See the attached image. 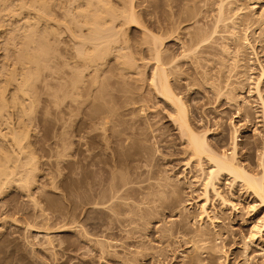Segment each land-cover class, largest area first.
Wrapping results in <instances>:
<instances>
[{"label": "rangeland", "instance_id": "1", "mask_svg": "<svg viewBox=\"0 0 264 264\" xmlns=\"http://www.w3.org/2000/svg\"><path fill=\"white\" fill-rule=\"evenodd\" d=\"M9 1L11 6L19 5L15 4L14 0H12L13 4ZM45 1L50 3L48 5L55 14V16L52 14L51 23H55V19H57L56 22L59 20L61 24L59 29L61 28L62 31L60 29L61 32H58L59 39L55 35L57 37L55 39L58 40L52 41L51 37H54V34L47 32L48 29L44 28L45 21L41 19L44 22L39 24H44L41 28L38 24V31H43L42 36H40V31L35 33H39V36L38 34L37 36L32 35L38 43L42 40L44 42L46 38H49L48 42L51 40L50 48H48L47 41H45L46 46L41 43L43 47H40L41 44L37 45L34 39V44L32 43L29 50L38 54L39 50L41 53L44 51L45 46L48 48V56L44 58L43 54L39 59L41 67L38 68V72L39 70L40 72L35 74L36 80L32 78L33 90L29 88L34 106L29 111V105L32 103L27 99V110L32 112L30 114L28 112V118L25 119V116L23 118L24 122L27 121L29 132L27 141L25 139L23 141L32 144L30 145L33 152L30 153L32 157L26 158L20 154L21 152L16 151L17 156L22 155L20 158L16 157L19 158L18 160L23 158V164L29 161L34 163L35 167L28 164L30 168L32 167L28 175L33 177L31 185L29 184L30 188L26 186L29 189L25 187L22 190L19 186L16 188L15 186L20 183L17 182L15 185V182L13 181V184L11 181L12 184L8 182L9 185H6V183V187H3L4 190L0 192V264H264V222L262 221L264 204L260 203V200L241 180H233L229 174L222 173L218 186L222 196L231 203L224 206L221 199L211 191L206 212H203V215L200 214L203 210L200 209L199 204L205 201L202 198L201 183L205 177L204 173L208 172L212 165L206 157L199 161L197 156L191 154L190 148L187 149L186 136L172 118L176 115L175 110L173 111L174 107L157 97V91L151 84L156 62L152 57L153 53L148 48L151 46L152 35L164 39L173 38L164 42L162 46L165 56L172 53L177 58H175L177 70L174 69L173 72L169 70V79L173 83L171 85L175 93L180 95L189 107L194 128L199 132L208 130V141L219 153L231 155L232 142L235 138L238 144L237 161L241 162L240 164H243L247 170L261 174L263 173L260 161L264 145V112L262 103L254 92V84L261 70L258 61H261L264 67V0H234L229 4L232 5L229 6L230 8L228 0H224V3L227 2L224 4L225 14L223 16L224 18L226 16V21L221 20L220 22L217 20L220 16L219 7L223 0H134L135 18L138 20V23L133 21L134 24L124 22L126 17L124 15L128 13L120 12L123 7L124 9L129 7L127 0L101 1L104 3L111 1L110 3H113L114 7L116 5L115 8L118 9V11L116 9L117 13L115 12L114 18L112 14L110 15L112 19L109 15L105 16L109 18L107 20L112 26L109 23L106 24L108 27L104 28V31L108 33L112 29V34H115L114 37L117 38H115L117 48L125 45L124 50L121 49L124 55L121 57H124L130 64V68L122 72L123 75L118 74L117 71L107 70V68L104 72L106 75L102 74L103 77L111 78L112 76V81L109 84L107 81V86L104 85V88L108 87L106 91L112 92L107 95L113 100L105 99L102 105L106 106L105 103H108L105 107L106 115L112 113L109 117L113 120L111 119L110 122L117 124L116 129L117 126L119 128L117 138L119 139L112 137L110 124H107V126L110 125L108 126L110 130H106L107 133L101 129L100 131L101 127L95 128V126L98 127L97 121L90 123L89 126H84V123L80 125L82 117H86L83 113L86 112L84 109L89 111L91 107L88 109L84 106L79 113H77V108L72 107L74 109L70 110L71 112L80 114L74 113L76 117L73 113L70 114L68 108L63 112L55 108L52 95L58 87L56 85L62 80L57 72L60 69H67L62 68V64L68 61L70 55L76 53L75 47L78 48L80 42L78 39H84L80 33L81 30L84 35L88 33L87 27L81 26L78 22L79 18H76L78 10L75 5L79 0ZM101 2H99L100 6ZM27 3L33 4V0L27 1L26 6ZM11 6V12L18 10L23 15L19 16L17 15L19 13L16 14L15 11L14 15L9 10L8 14L4 12L5 17L0 13V18L5 19L3 26H0V28L3 27L2 30H5L3 32L0 30V67L3 66L4 68L1 69L6 72L10 67L8 71L13 70L12 67L16 63L14 56L16 54L18 59L17 55L21 52L17 47L23 44V37L26 38V35L31 33L27 30L30 29V24L29 26L24 25L25 19L27 21L30 19L29 22L31 21L32 24L33 19L30 17L36 14L35 9L33 13L30 12L32 10L30 5L27 6V8L30 6L29 10L25 7V10L21 12L20 5L15 6L14 10V6L13 8ZM22 11H27V15L30 13L29 19L25 17L26 12ZM10 13L14 15V18L9 15ZM118 13L122 16H118ZM72 17L77 20L76 25L75 21L72 23L74 19ZM228 18L230 20L233 18L237 29L240 30L238 33L243 35L247 30L245 33L251 38L258 59L254 57L251 48L242 50L247 60L243 58L245 57L244 52L242 54L240 51L241 53L238 52L239 55H237L238 48L236 49V44L231 39L232 33L229 31L232 28ZM35 20L37 18L33 20L34 26ZM109 20L113 21V24ZM15 22L17 25L13 24ZM10 23L17 29L22 25L20 29L24 28L26 31L21 32L20 29L16 31ZM67 24L75 33H71ZM214 28L216 32L212 34ZM20 32L23 33L21 38ZM24 33H26L25 36ZM46 33H49L47 36L50 33L52 36L47 37ZM200 34L201 38L209 36L207 43L192 55L185 52L194 40L201 39ZM38 37L46 38H41L39 42ZM74 43H78L77 46H74ZM225 44L228 45L230 53H224L222 50ZM23 47L21 48L25 51ZM110 57L106 67L112 69L116 64V58L115 56ZM70 59L74 60L71 57ZM68 62L70 66L73 65L70 60ZM26 63L23 64L29 66L30 70L37 71L33 60ZM19 65L15 66L16 69L28 68L24 67L25 65L21 68ZM16 71L21 75L23 70L21 74L18 70ZM1 72L3 73V70ZM6 72L4 73L8 75L9 73ZM2 73H0V79L2 75L4 79L2 78L0 82H5L7 77ZM25 73L23 72L22 75ZM33 74L31 72L30 75ZM19 81L22 80L19 79ZM227 84H231L234 92H228L225 87ZM260 88L264 101V77L261 79ZM108 107L113 110L116 108L114 112H107ZM140 107L142 110L139 109ZM4 113L3 117L6 115ZM12 115L15 120L22 117L15 118L19 115L18 113ZM6 117L8 116L4 119L7 121ZM2 119L0 118V127H2L0 130L8 132V137L9 131L12 132L15 128L12 126H10L12 130L5 128L6 121ZM9 120L11 119L9 118L7 122H10ZM15 122L11 124L15 126ZM70 124L72 125L69 126ZM235 126L237 132L234 129ZM77 127L81 128L80 134L74 131ZM120 128H123L122 131ZM84 134L93 136L85 145L83 142L87 136ZM61 145L69 146L66 153L74 154L61 156ZM14 148L15 152L19 147ZM25 151L29 154L30 150ZM118 153H123V155H116ZM202 160L200 168L197 162H202ZM20 162L14 164L19 171H22L26 167L21 163L24 168L20 170V166L17 167ZM25 171L23 172L26 174ZM120 172L125 174L121 179H128L129 183L126 182V187L125 185L122 188L119 187L118 194L108 200L109 203H101L103 200L101 197L105 198L104 195L110 192L112 183H118V180L119 183L122 182L119 176L115 177ZM25 174L22 173L21 176ZM29 176L28 179H30ZM113 177L115 180H112ZM168 181H170L169 184ZM19 182L24 185L22 181ZM126 188H130V191L125 192ZM176 191L179 193H176L177 198ZM112 202L115 205L120 203L117 205L119 208ZM254 224L259 228L253 230ZM200 226L208 229L206 236L209 239L205 236L203 238L205 240L201 238L200 241L197 235ZM47 234L52 239L51 243L47 240L49 238ZM195 247L200 255L195 252ZM196 257H200L199 261Z\"/></svg>", "mask_w": 264, "mask_h": 264}, {"label": "bare ground", "instance_id": "2", "mask_svg": "<svg viewBox=\"0 0 264 264\" xmlns=\"http://www.w3.org/2000/svg\"><path fill=\"white\" fill-rule=\"evenodd\" d=\"M8 1L9 0H0V13L2 14V16L3 15H5L4 14V12H11V10H10V6L11 5H9V3H8ZM12 1V0H11ZM11 1H9V2H11ZM17 1V2H16ZM28 2H30L31 0H27ZM26 1V2H27ZM61 1V0H60ZM101 1H105V0H79V2L78 3H76V10H78V12H76L77 13V15H76V18L78 19L79 18V20H78V22H79V24L82 26H86L87 27V33L88 34H86V35H84V34H82V30H81V35L84 37V39H82V40H79L78 39V41H80L79 42V47L77 48V47H75L77 50H76V53H74L72 56L70 55L69 56V58H68V61L70 60L71 61V64H73V65H69L70 64V62H68V61H64L63 62V64H62V62H59V63H61L62 64V68H67L66 70L65 69H63V70H61L60 69V71H58L59 69H57V73H59V75H60V78L62 79V80H60V78L59 77H56L57 79L59 78V83H58V85H56V86H58L57 88H56V91L53 93V104L55 105V108L57 109V111L59 110V111H62L63 112V110H65L66 108H68L69 109V111L70 110H73L72 109V107H75V108H77L78 109V111H77V109H76V111H77V113H79V112H81L82 111V107H84V106H86V108L88 107V109L91 107V109L88 111L87 109H84V110H86V112L84 111L83 113L85 114V116L86 117H82V119H81V122H80V125H81V123L84 125V126H89V124L90 123H93V122H95L96 123V121H97V123H98V127H96L95 126V128H99V127H101V128H99V130L101 129V130H103L104 131V133L106 132V130H110L111 129V135H112V137H116V139H119V138H117V136H118V126H117V129H116V123L115 122H113V123H115V124H112L110 121H111V119L113 120V118H110L111 116L110 115H112V113L109 115V113H108V115H106L107 113H106V111H105V107L107 106V104L105 103V105L106 106H103L104 104L102 103V101L104 100L105 101V99H109L110 97H108V95H107V93L109 94V93H112V92H107L108 90H107V88L108 87H105L104 88V85L105 86H107L106 85V82L109 84V82L110 81H112V76H111V78L110 77H103V73L105 72V71H107V70H113V71H117V73L119 74V73H124V71L126 72L127 70L126 69H129L130 68V64H128L127 62H126V59L124 58V57H121V56H124L123 55V51H121V49L123 48V46H125V45H123L122 46V48H117L116 47V43H115V41H116V37H114V35L115 34H112L113 32L111 31L112 29H111V24H110V22H108V20H107V18H105V16H110L111 14H112V17L114 18L115 16H116V9L117 8H115L116 7V5H115V7H114V5H113V3H110L111 1H107V3H104V2H101ZM128 1V5H129V7L127 8L126 6V8L127 9H124V7L121 9L122 11H120L121 13L122 12H124V13H128L127 15H124V13H123V15L124 16H126L125 17V19H127V16H128V19L125 21V19H124V22H127L128 24H129V22H133L134 21V23H138V20H136L137 18H135L136 16H135V9H134V7H135V5L133 4L134 3V0H127ZM232 1V2H231ZM14 2H15V4L16 3H18L19 5H20V12H21V10H25V7L27 8V6L28 5H30V6H32L31 8H32V10H30V12H32L33 13V10L35 9V11H34V13L36 12V14H35V16H33V17H35V18H37V20H35V26H34V22H33V20L35 19V18H33L32 16L30 17V16H28L27 15V11H22L23 13H25L26 12V18H28L29 19V17L31 18V19H33L32 20V24H33V26H32V24H31V21L29 22V20L27 21V19H25V24L24 25H26V26H29V24H30V29L28 28H26V26H25V28L29 31V32H31V33H28V35H26L27 37L26 38H24L23 37V33H21V32H24V31H26V30H24V28L23 29H20V26H22V25H20L19 26V28L18 29H20L19 31H21L20 32V38L21 37H23V44H24V41H25V46L26 47H23L24 45L23 44H20L21 46L20 47H17V48H20V53L19 52H17V53H19L17 56H18V59H17V57H16V54H15V58H14V60L16 61V63L19 65V64H21V65H19L21 68H22V65L24 66L25 64H23L24 62L26 63L27 61H31V60H33V62H34V64L36 65V67H34V68H36L35 70H37L36 72L35 71H33V69H29V66H27V65H25L24 67H28V68H25V69H16V67H17V64L15 63V65H14V62H13V67H15V68H13L12 67V69L13 70H11V71H8V70H10L11 69V67H10V69H8L7 70V72L9 73L8 75H6L4 72H6V71H4V69H1L3 66H1L0 67V70L2 71L3 70V73L5 74V77H7V78H5V82H2V84H0V115H1V119L3 118L4 119V117L5 116H8V117H6V119L8 118H10L11 120H9L10 122H7L8 121V119H7V121L5 122V124L4 123H2V124H4V126H5V128H7L8 127V130H9V128H10V130H12V128H15V129H13L12 130V132L11 131H9V133L10 134H12V135H10V134H8L9 136L7 137V133L6 132H1V130H0V137H2V138H0V140H2V142H0L1 144V146H0V192H2V190H4V188L6 187V185H9L8 184V182L10 183V185L13 183L14 184V182H15V185L17 184V182L18 183H20V185L18 184L17 186H15L16 188L19 186V188H25L26 186H28L29 188H30V186H29V184L31 185V181H33L31 178H33V177H30L29 175H28V172L31 170V168L33 167H35V165H34V163L32 164L31 162H27L26 161V164H23V158L22 159H20L22 162H20V160H18L19 158H20V156L22 157V155L23 156H26V158L27 157H32V155H30V153H33L32 152V150L30 149V145H32V144H30V142H25V141H23V139H25L26 141H27V138L29 137V132H28V127H27V125H26V122L27 121H25L24 122V120L26 119V118H28V112L30 111V110H32V106H34L33 105V103H34V100L32 101L31 99V96L32 95H30V93L31 92H29V88H31L32 90H33V88H32V85H31V81H33V80H36V75L40 72V70H39V72H38V68H40L41 66H39V64L41 65V62H40V60L39 59H41V56L44 54V56H42V57H47L48 55H47V52H48V48H50V42H51V40L48 42L47 41V39H49V38H46V37H44V38H46V40L45 41H47V47L48 48H46L45 46H46V42L44 41V42H42L43 40L42 39H44L43 37H38L39 39H38V41L40 42V40H42L40 43H38V42H36L37 41V39H35V35L37 36V34H38V36L42 33L43 34V31L41 30H39L40 31V34L39 33H37V34H35L36 33V31L37 32H39L38 31V29H39V25L42 23V21L45 23H43L44 24V28L46 29H48L47 30V32L49 31V32H51L52 34H54V37L51 35V33H50V35L53 37H51V39H53L52 41H56V40H58L59 39V36H58V32L60 31V29H59V25L61 26V24L59 23V20H58V22H56L57 21V19H55L54 20V22L55 23H51V19H53V16H55V14L51 11V9L52 8H50L49 7V5H50V3H47L48 1H45V0H36V1H34L33 0V4L32 3H27V6H26V2H25V0H14ZM20 2V3H19ZM99 2H101V6H100V4H99ZM106 2V1H105ZM222 2V1H221ZM225 1L223 0V2L221 3V5H220V7H219V17H218V20H217V22H220L221 20H225V18H226V16H225V18L223 17L224 16V7H225V5L224 4H226V3H224ZM234 2V0H228V7L229 6H232V5H229V4H231V3H233ZM61 3H63L64 4V2H61ZM125 3V2H124ZM11 4H13V1H12V3ZM49 4V5H48ZM18 5V6H19ZM13 6H14V8H13ZM13 6H11L12 8H13V10L16 8V7H18L17 5H13ZM16 6V7H15ZM30 6L27 8L28 10L30 9ZM118 6V5H117ZM123 6V5H122ZM227 7V8H228ZM11 8V9H12ZM73 8H75V7H73ZM230 8V7H229ZM19 9V8H18ZM26 9V10H27ZM36 9H37V11H36ZM238 9H241V8H238ZM9 10V11H8ZM76 10H74V11H76ZM124 10V11H123ZM225 10H226V8H225ZM231 10V9H230ZM229 10V11H230ZM15 11V10H14ZM13 11V12H14ZM17 11V12H16ZM15 11V13L17 14V13H19L18 12V10H16ZM117 11H118V9H117ZM227 11H228V9H227ZM13 12H11V13H13ZM50 12H52V13H50ZM116 12V13H115ZM9 14L10 16L12 15V14ZM15 13H13L14 15H15ZM50 13V14H49ZM121 13H118L119 15L118 16H120L121 15ZM0 14V15H1ZM8 14V13H7ZM52 14H54L53 16H52ZM14 15H12V17L14 16ZM17 15H23L22 13H19V14H17ZM25 15V14H24ZM32 15V14H31ZM34 15V14H33ZM50 15V16H49ZM66 15V13L64 14V16ZM67 15H68V13H67ZM7 16V15H6ZM52 16V17H51ZM117 16V17H118ZM122 16V15H121ZM3 17H5V16H3ZM24 17V16H23ZM51 17V18H50ZM75 17V16H74ZM74 17H72V18H74ZM111 17V16H110ZM112 17H111V19H112ZM228 17V16H227ZM14 18V17H13ZM82 18V19H81ZM6 19H8L9 20V18H7L6 17ZM41 19H43L42 21H41ZM69 19L71 20V18L69 17ZM109 19V18H108ZM117 19V18H116ZM5 20V19H4ZM3 19H2V17L0 18V26L2 25L3 26V21H4ZM14 20V19H13ZM227 20H230L229 18L227 19ZM231 20H233V18L231 19ZM231 20L229 21L230 23H231V28L232 29H230V31H229V33H232V35H231V39H232V41L236 44V49L238 48V50H237V52H236V50L234 51V52H236L237 53V55H239V53H241L242 52V50H246L247 48H251L252 49V53H253V55H254V57H256L257 59H258V54H257V52L255 51V46L253 45V43H252V41L250 40L251 38H249V36L244 32V34L242 35V33H238V30L239 29H237V25H236V23L234 22V20L231 22ZM75 21V25H76V22H77V20L74 18L73 20H72V23ZM109 21H111V20H109ZM135 21H137V22H135ZM226 21V20H225ZM9 22V21H8ZM26 22H28V23H26ZM41 22V23H40ZM77 22V23H78ZM112 22V24H113V21H111ZM124 22H122V24L124 23ZM2 23V24H1ZM40 23V24H39ZM108 23L111 25L110 26V31L108 32V33H106L104 30L105 29H107V27L108 26H106V24L108 25ZM134 23H132V24H134ZM6 24H7V21H6ZM6 24H5V22H4V25L6 26ZM10 24H12V23H10ZM13 24H16V22L15 23H13ZM12 24V25H13ZM21 24V23H20ZM39 24V25H38ZM42 24V25H43ZM229 24V23H228ZM17 25V24H16ZM24 25H23V27H24ZM42 25H40V28L41 27H43ZM4 26V27H5ZM14 26V25H13ZM12 26V27H13ZM103 26H106V27H103ZM217 26V25H216ZM216 26H215V28H216ZM227 26V25H226ZM229 26V25H228ZM17 27V26H16ZM67 27L69 28V29H71L72 27L70 26V25H68L67 24ZM103 27V28H102ZM2 28L3 27H1L0 28V30H2ZM13 28H15V26L13 27ZM12 28V29H13ZM22 28V27H21ZM31 28H32V30H31ZM43 28V30H45ZM82 28V27H81ZM105 28V29H104ZM115 28V27H114ZM213 29L212 30V34H215V32H216V29ZM17 28H15V30H16ZM17 29V30H18ZM116 29V28H115ZM11 30V29H10ZM9 30V31H10ZM14 30V29H13ZM16 30V31H17ZM24 30V31H23ZM31 30V31H30ZM118 30V29H117ZM120 30V29H119ZM232 30H233V32H232ZM3 31H5V30H2V32ZM7 31V30H6ZM15 31V32H16ZM27 31V32H28ZM61 31H62V29H61ZM60 31V32H61ZM114 31V30H113ZM218 31V30H217ZM240 31V30H239ZM1 32V31H0ZM8 32V31H7ZM13 32V31H12ZM26 32V33H27ZM46 32V31H45ZM70 32V31H69ZM72 32H74L75 33V31L73 30L72 31V29H71V33ZM6 33V32H5ZM26 33H24V36H25V34ZM109 33H111V34H109ZM118 33V32H117ZM2 34V33H1ZM42 34L40 35V36H42ZM47 34H49V33H46L45 34V36H47ZM60 35H61V33H59ZM4 35V34H3ZM6 35V34H5ZM32 35H34L33 37H32ZM50 35H48V36H50ZM58 36V39H55V38H57L56 36ZM121 35V34H120ZM1 36V35H0ZM7 36V35H6ZM19 36V35H18ZM44 36V35H43ZM47 36V37H48ZM70 36V35H69ZM74 36H76L75 34H74ZM119 36V35H118ZM117 36V37H118ZM82 37V38H83ZM199 37V36H198ZM13 38V37H12ZM18 38V40L19 41H21L20 40V38L19 37H17ZM33 38V39H32ZM37 38V37H36ZM71 38H72V36H71ZM116 38V39H115ZM200 38H201V34H200ZM16 39V38H15ZM25 39V40H24ZM35 39V42L37 43V45H39V44H44L45 46H44V51H45V53H43L44 51L43 50H41V51H43L42 53L40 52V50H39V52L41 53V55H40V53L38 52V54H37V50H35V52L36 53H32L31 51H29L30 50V48H31V45H32V43L34 44V42H33V40ZM55 39V40H54ZM73 39V38H72ZM173 38L171 37V38H168V39H164V38H161V37H157L156 35L155 36H153L152 35V40H151V46H149L148 48L151 50V52L153 53V58L155 59V62H156V64H155V66H154V70H153V74H152V77H151V84H152V87H154V89H156V91H157V97L158 98H160V99H163L164 101H166V103H168V104H170L171 105V107H174V109H173V111L175 110V112H176V115H175V117H173L172 116V118H174V122H176V124H177V126L180 128V130L182 131V133H183V135L184 136H186V142H187V145H188V148L187 149H189L190 148V151L192 152L191 154H193V155H195V156H197L196 158H199L198 160L199 161H201V159L203 158V157H206L208 160H209V162L211 163L210 165H212L211 166V168H210V170L208 171V172H206V173H204V175H205V177L203 178V182L201 183L202 185V189H203V199L205 200L204 202H201V204H199V207H200V209L201 210H203V211H201L202 213H200L201 215H203V212H206V205H207V202H208V200L210 199L209 198V195H210V193H211V191L212 192H214V194L216 195V196H218L220 199H221V202H222V204L225 206H227L229 203H231V201L229 202L226 198H224L223 196H222V194H221V192H220V189H219V186H218V184L220 183V179H221V177H220V175L222 174V173H225V174H229L230 176H232V178H233V180H241L243 183H244V185H246V187H248L254 194H255V196L260 200V203H263L264 204V145H263V151H262V156H261V161H260V167H261V169H262V172L263 173H261V174H256V173H254V172H251V171H249V170H247L246 169V167L243 165V164H240L241 162H238L237 161V157H236V155H237V149H238V144L235 142V138H234V142H232L233 143V149H232V152H231V155H229V154H226V153H219V152H217L216 150H214L213 149V147L210 145V143H209V141H208V138H207V131L208 130H205L204 132H199V131H197L195 128H194V126H193V124L191 123L192 121H191V118H190V110H189V107L187 106V104L182 100V98H181V96L180 95H178V94H176L175 93V90H173V88L174 87H172V85H171V83L172 82H170V79H169V70L170 71H172L173 72V70L174 69H176L177 70V64L175 63V61H176V57H175V55H173L172 53H170V54H168L167 56H165V54H164V50H163V43L164 42H166V41H169V40H172ZM199 39V38H198ZM197 39V40H198ZM209 39V36H207L206 38H201V39H199L198 41L196 40H194V43H191V46H190V48L189 49H187V50H185V52H187L188 54H191L192 55V53H195L197 50H199V48H201L205 43H207V40ZM14 40V39H13ZM18 41V42H19ZM21 42V43H22ZM11 43V42H10ZM13 43V42H12ZM17 43V42H16ZM20 43V42H19ZM150 43V42H149ZM42 44L41 45H39L40 47H43L42 46ZM75 44V43H74ZM73 44V45H74ZM78 44V43H77ZM77 44H75L74 46H77ZM23 45V46H22ZM72 45V47H74ZM126 45H128V44H126ZM38 46V47H39ZM238 46V47H237ZM4 47V46H3ZM21 47H23L24 49H25V51H23L22 50V48ZM39 47V48H40ZM130 47V46H129ZM10 48H12V47H10ZM74 48V49H75ZM125 48V47H124ZM124 48H123V50H124ZM126 48L127 49H129L127 46H126ZM244 48H246V49H244ZM3 49V48H2ZM40 49H42V48H40ZM6 50V49H5ZM16 50V49H15ZM50 50V49H49ZM222 50L224 51V53L226 52H228V50L230 51V49L228 48V45H223L222 46ZM13 51V50H12ZM18 51H19V49H18ZM23 51V52H22ZM222 51V52H223ZM241 51V52H240ZM10 52V51H9ZM239 52V53H238ZM244 52V51H243ZM243 52H242V54H243ZM12 53V52H11ZM32 53V54H31ZM152 53H151V55H152ZM187 53H185L186 55H188ZM228 53H230V52H228ZM9 54V53H8ZM76 54V55H75ZM184 54V55H185ZM4 55V54H3ZM11 55H13V54H11ZM10 55V56H11ZM35 55H39L38 57L37 56H35ZM183 55V56H184ZM190 55V56H191ZM110 56H115V58H116V60H115V58H113L116 62V64H115V66L111 69V68H108V67H106V65L108 64V61H109V59L111 58ZM244 56H245V52H244ZM5 57V56H4ZM70 57L71 58H74V63L72 62V60L70 59ZM120 57H121V59H120ZM236 57H238V56H236ZM242 57H243V55H242ZM7 58V57H6ZM57 58H58V56H57ZM122 58H124L123 60H122ZM176 58V59H175ZM243 58H245L246 59V56L245 57H243ZM59 59H60V56H59ZM11 60V59H10ZM18 60V61H17ZM25 60V61H24ZM43 60V59H42ZM66 60V59H65ZM247 60V59H246ZM24 61V62H23ZM59 61V60H58ZM111 61V60H110ZM128 61V60H127ZM23 62V63H22ZM177 62V61H176ZM243 62H245L244 61V59H243ZM253 62V61H252ZM1 63H2V61H1ZM58 63V62H57ZM65 63V64H64ZM258 63H260V67H261V70H260V73L258 74L259 76H258V78L256 77V79H255V86H254V92L256 93V95L259 97V99H260V101H261V103H262V110H263V112H264V101H263V97H262V93H261V88H260V82H261V79L264 77V67H262V65H261V61L259 62L258 61ZM26 64H28V63H26ZM61 64L59 65L60 67H61ZM8 65V64H7ZM65 67H64V66ZM5 66V65H4ZM58 66V68H60ZM67 66H69V68L67 67ZM167 66H169V67H167ZM250 66V65H249ZM19 67V68H20ZM111 67H112V65H111ZM235 67H236V65H235ZM4 68V67H3ZM31 68V67H30ZM106 68H107V70H106ZM16 70H18L19 71V73L21 72V70H23L21 73L23 74V72H26L24 75H22L21 73V75H22V77H21V75H19L18 74V72L16 71ZM25 70V71H24ZM175 70V71H176ZM251 70V69H250ZM0 71V73H2ZM27 71H29V72H27ZM61 71H63V72H65V73H61L60 74V72ZM112 71V72H113ZM6 72V73H7ZM31 72L32 73H34L32 76L30 75L31 74ZM38 72V73H37ZM2 73V74H3ZM113 73H115V72H113ZM111 74V75H114V74ZM123 73L121 74V75H123ZM19 75V78H18V75ZM36 74V75H35ZM105 74V73H104ZM117 74V75H118ZM57 75V74H56ZM106 75V74H105ZM36 76V77H35ZM122 77V76H121ZM2 78L4 79V75H2ZM0 79V80H3V79ZM32 78H33V80H32ZM35 78V79H34ZM124 78V77H123ZM19 79H21L22 81H19ZM252 79H254V77L252 78ZM57 81V80H56ZM114 81V80H113ZM252 81V80H251ZM254 81V80H253ZM0 82V83H1ZM60 82H62V83H60ZM254 83V82H253ZM116 84V83H115ZM120 84V83H119ZM173 84V83H172ZM31 85V86H30ZM231 85V84H230ZM229 84H227V86H225V87H227V90H228V92L229 93H231V91H233L234 90V88H232L231 86H230ZM115 86V85H114ZM230 87V88H229ZM111 88V87H110ZM121 88V87H120ZM118 89V88H117ZM230 89V90H229ZM107 90V91H106ZM129 90V89H128ZM110 91V90H109ZM250 91H253V89L251 90L250 89ZM249 91V92H250ZM234 92V91H233ZM254 92H252V93H254ZM114 93V92H113ZM251 93V92H250ZM125 94V93H124ZM106 96H107V98H106ZM128 96V95H127ZM127 96H125V97H127ZM128 98V97H127ZM27 99L28 100H30L31 101V105H29V108H28V105H27ZM91 99V101H89ZM92 99H96V100H92ZM135 99V98H134ZM109 100H111V99H109ZM113 100V99H112ZM111 100V101H112ZM122 100V102H123V99H121ZM107 102H110V101H108L107 100ZM245 102V101H244ZM103 104V105H102ZM110 104V103H109ZM129 105V104H128ZM104 107V108H103ZM27 108L29 109V111L27 110ZM82 108V109H81ZM101 108H103V110L101 109ZM114 108V107H113ZM116 108V107H115ZM115 108H114V110H115ZM108 109V111L107 112H110V111H112V112H114V110L112 109V108H110V107H108L107 108ZM106 109V110H107ZM112 109V110H111ZM139 109H141L142 110V108L140 107ZM79 110H81V111H79ZM141 110H140V112H141ZM66 111H67V109H66ZM5 112V113H4ZM32 112V111H31ZM31 112H29V114L31 113ZM104 112H105V114H104ZM3 113L4 114H6L4 117L2 116L3 115ZM19 114V115H16L17 117H15V118H19L20 116H22L21 117V119H18V120H15V119H13V115L12 114ZM59 113H61V112H59ZM71 113H73V115L76 117V115L75 114H77V113H75V112H71L70 111V114ZM75 113V114H74ZM136 113V112H135ZM69 114V115H70ZM84 114H82L83 116H84ZM115 115H116V112L114 113ZM119 114V113H118ZM77 115H80V114H77ZM24 116H25V119L23 120V118H24ZM71 117H72V115H70ZM69 116V117H70ZM110 116V117H109ZM112 117H114V116H112ZM117 117V116H116ZM119 118V117H118ZM2 119V120H3ZM70 119V118H69ZM77 119V118H76ZM1 120V121H2ZM12 120H13V122H12ZM16 122H15V121ZM72 120V119H71ZM75 120V119H74ZM118 120H120V119H118ZM118 120L116 121V122H118ZM77 121V120H76ZM76 121H74V122H76ZM15 122V126H13L14 124H11V123H14ZM69 122H70V120H69ZM11 125H10V124ZM122 123H123V121H122ZM99 124L101 125V126H99ZM107 124H110L111 125V127H110V125H108L109 127H110V129H108L109 127L107 126ZM121 124V123H120ZM119 124V125H120ZM72 124H70L69 126H71ZM73 125H74V123H73ZM94 125V124H93ZM96 125V124H95ZM115 125V126H114ZM124 125V124H123ZM264 125V124H263ZM10 126H12V128L10 127ZM234 126V125H233ZM17 127V128H16ZM91 127V126H90ZM127 127V126H126ZM133 127V126H132ZM132 127H130V128H132ZM2 127H0V129H1ZM115 128V129H114ZM124 128V127H123ZM123 128H120L121 129V131H122V129ZM94 129V128H93ZM234 129H235V131L237 132V129H236V126L234 127ZM7 129H6V131H8ZM80 130H81V128L79 129V127H77L74 131H76V133L78 134H80ZM83 130V129H82ZM100 130V131H101ZM95 131V130H94ZM99 131V132H100ZM120 131V130H119ZM124 131V130H123ZM85 132V131H84ZM93 132V131H92ZM110 132V131H109ZM88 133V132H87ZM98 133V132H97ZM107 133V132H106ZM116 133V134H115ZM120 133V132H119ZM76 134V135H77ZM109 134V133H108ZM122 134H123V132H122ZM122 134H119L120 136L122 135ZM85 135V134H84ZM89 135V134H88ZM96 135V134H95ZM104 135H106V134H104ZM103 135V136H104ZM80 136H82V135H80ZM85 136H87V134L85 135ZM85 136H83V137H85ZM93 137V136H92ZM91 136H87V137H85L84 138V142H83V144L85 145V144H88V142H89V140H90V138H92ZM105 137V136H104ZM131 137V136H130ZM7 138V139H6ZM87 138V139H86ZM83 139V138H82ZM103 139V138H102ZM29 140V139H28ZM126 140V139H125ZM8 142V143H7ZM10 142V143H9ZM25 142V143H24ZM133 142V141H132ZM24 143V144H23ZM129 143V142H128ZM10 144V145H9ZM124 144H126V143H124ZM132 144V143H131ZM16 146V148L17 147H19L18 149H16L15 150V152H14V147ZM62 146V145H61ZM69 147V146H68ZM68 147H64V146H62V150H61V156L62 155H66V156H69V155H71V154H74V153H66V152H68L67 151V148ZM123 147H125L124 145H123ZM26 148H28V149H26ZM107 148V147H106ZM20 149V150H19ZM69 149V148H68ZM19 151V153L20 154H22V155H18L19 156V158L17 159L16 157H18L17 156V154L18 153H16V151ZM25 150H30V151H28L29 152V154H28V156H27V154H26V151ZM124 151V150H123ZM120 152H122V151H120ZM15 153H16V155H15ZM24 153V154H23ZM59 153V152H58ZM26 154V155H25ZM120 154V156H121V154L123 155V153H118V154H116V155H119ZM120 158V157H119ZM118 158V159H119ZM205 158V159H206ZM24 159H25V157H24ZM197 160V161H198ZM16 162V164L18 163V162H20L18 165H17V167H19L20 166V170H22L23 168H24V166L26 167L25 169H27V167H29L28 169H27V171H25V169H23L22 171H19V169H17L15 166V163ZM33 162V161H32ZM188 162H190V161H188ZM208 162V163H209ZM24 165L23 167H22V164ZM30 163V166H32L31 168H30V166L28 165ZM199 165H200V163H203V160H202V162H197ZM32 164V165H31ZM119 164V163H118ZM198 165V166H199ZM200 168H201V165H200ZM16 170V171H15ZM18 170V171H17ZM203 170H205L204 168H203ZM23 171H25V172H27L26 174L23 172ZM25 174L24 176H21V174ZM119 173V172H118ZM118 173L116 174V176L115 177H117L118 178V176H119V178H120V180L122 181H120L121 183H119V180L117 181V179H116V181L118 182V183H112V181L110 182V183H112V188H110V192L112 193V194H110V192L108 193L107 191V193L110 195H104L105 196V198H106V196H108V198H104L103 196L101 197L102 199V202L101 203H103V204H105V202H110V201H108V200H111V198L113 197L114 198V196H116L117 194H118V192H119V187H123L124 185H125V187H126V184L127 183H129V182H127L128 181V179H121L122 177H123V175H125V174H123V173H121L120 172V174L118 175ZM113 174V173H112ZM114 174V175H115ZM113 175V176H114ZM122 175V176H121ZM18 176H21V177H18ZM28 176H29V178L30 179H28ZM16 177V178H15ZM124 178H125V176H124ZM167 178V177H166ZM17 180H19V181H22L23 183H24V185H22V183L21 182H19V181H17ZM112 180H115L114 179V177H113V179ZM171 180V179H170ZM11 181H12V183H11ZM14 181V182H13ZM28 181H29V183H28ZM114 182V181H113ZM127 182V183H126ZM169 182L170 181H168V184H169ZM7 183V184H6ZM167 183V182H166ZM6 184V185H5ZM167 184V185H168ZM5 185V186H4ZM23 187H22V186ZM152 185V184H151ZM156 185H157V183H156ZM150 186V185H149ZM154 186V185H153ZM160 186V185H159ZM4 187V188H3ZM14 187V186H13ZM28 187H26L27 189H29ZM117 187H118V189H117ZM128 188V187H127ZM126 188V189H127ZM130 188H132V187H130ZM130 188L129 189H127L125 192H127L128 190L130 191ZM150 188V187H149ZM159 189H160V187H158ZM11 189H12V187H11ZM22 189V190H23ZM27 189H25V190H27ZM6 190V189H5ZM108 190V189H107ZM9 191V190H8ZM28 191H30V190H28ZM160 191V190H159ZM162 191V190H161ZM178 191V190H177ZM177 191L175 192V195H176V193H177ZM6 192V191H5ZM105 192V191H104ZM117 192V193H116ZM124 192V194H126ZM154 192V191H153ZM152 192V193H153ZM157 192V191H156ZM163 192V191H162ZM26 193H28V192H26ZM105 194V193H104ZM116 194V195H115ZM177 194H179V193H177ZM29 195V194H28ZM179 196V195H178ZM110 197V198H109ZM174 197V196H173ZM176 198H177V195H176ZM33 199H34V196H33ZM105 199V200H104ZM154 199V198H153ZM175 199V198H174ZM95 202V201H94ZM100 202H99V204H101ZM112 203H114V202H112ZM111 203V207H112V209H113V204ZM117 203V202H116ZM95 204V203H94ZM98 204V203H97ZM119 205H120V203H118ZM118 204H116L115 205V203H114V205L115 206H117ZM232 204H233V202H232ZM235 205V204H234ZM114 206V207H115ZM231 206V205H230ZM118 207V206H117ZM198 207V208H199ZM119 208V207H118ZM117 209V208H116ZM194 217H196V216H194ZM194 219V218H193ZM201 219V218H200ZM263 222H264V218H263V220H262ZM30 226V225H29ZM30 227H32V226H30ZM201 227V228H200ZM199 228H198V230H197V235L199 236V238H200V241H201V238L203 239V238H205V236L208 234L207 233V230L208 229H205V228H203V226H200ZM197 228V227H196ZM207 228V227H206ZM259 227H258V225H256V224H254L253 226H252V229L253 230H256V229H258ZM196 233H194V235H195ZM210 235V234H209ZM204 236V237H203ZM49 237V238H48ZM47 240H48V242L49 243H51L52 242V239L50 238V235L48 236V234H47ZM198 239V238H197ZM206 239H209L208 238V236H206ZM203 240H205V239H203ZM202 240V241H203ZM207 242L209 241V240H206ZM204 242V241H203ZM195 252H197L198 250L196 249V247H195ZM196 254V253H195ZM199 253L197 252V255H198ZM193 255V254H192ZM192 255H191V257H192ZM200 255V254H199ZM197 258V257H196ZM200 258V257H199ZM199 258H197L198 260L197 261H199ZM192 259H194V257H192ZM196 260V259H195ZM192 261H194V260H192ZM192 261H191V263H192ZM195 262V261H194ZM193 262V263H194ZM202 262V260L200 261V263ZM197 263V262H196Z\"/></svg>", "mask_w": 264, "mask_h": 264}]
</instances>
